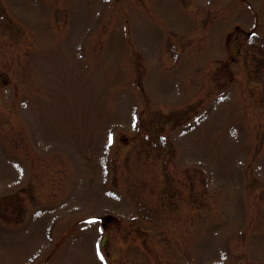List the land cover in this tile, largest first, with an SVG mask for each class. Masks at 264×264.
I'll return each mask as SVG.
<instances>
[{
    "label": "rangeland",
    "instance_id": "1",
    "mask_svg": "<svg viewBox=\"0 0 264 264\" xmlns=\"http://www.w3.org/2000/svg\"><path fill=\"white\" fill-rule=\"evenodd\" d=\"M0 264H264V0H0Z\"/></svg>",
    "mask_w": 264,
    "mask_h": 264
},
{
    "label": "water",
    "instance_id": "2",
    "mask_svg": "<svg viewBox=\"0 0 264 264\" xmlns=\"http://www.w3.org/2000/svg\"><path fill=\"white\" fill-rule=\"evenodd\" d=\"M104 242H106V236H105V238H104Z\"/></svg>",
    "mask_w": 264,
    "mask_h": 264
}]
</instances>
